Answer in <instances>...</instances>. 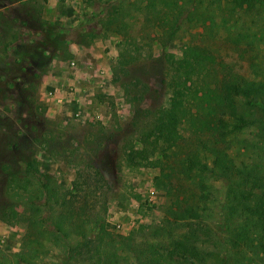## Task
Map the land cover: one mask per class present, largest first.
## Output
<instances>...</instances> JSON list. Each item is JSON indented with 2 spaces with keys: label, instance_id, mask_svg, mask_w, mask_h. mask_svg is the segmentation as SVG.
<instances>
[{
  "label": "rangeland",
  "instance_id": "1",
  "mask_svg": "<svg viewBox=\"0 0 264 264\" xmlns=\"http://www.w3.org/2000/svg\"><path fill=\"white\" fill-rule=\"evenodd\" d=\"M65 17L76 24L63 25ZM23 24L27 38L20 31ZM97 37L102 42L94 54L108 52L110 70L101 78L106 87L94 84L90 74L84 77L89 85L77 108L80 119L73 117L71 105L39 95L36 73L27 85L34 71L55 70V57L62 63L71 59V42L88 46ZM192 46L217 61L198 78L200 87L226 77L242 78L246 87L264 80L252 66L264 68V0H180L178 5L170 0H0L2 264L13 263L25 250L35 254L31 264H146V256L158 264H180L167 241L169 235L182 239L191 229L203 264H264V254L232 242L242 224L227 206L229 189L237 190V184L212 169L185 172L183 160L190 152L213 168V158L197 144L215 137L184 121L170 149L145 139L156 111L168 105L172 61ZM262 144L263 124L235 134L228 150L235 168L257 163L254 145ZM131 146L152 150L148 160H163L161 168L131 161ZM28 162L49 177L50 197L27 171ZM199 180L212 190L206 213L200 220L176 222V212L197 201ZM59 214L65 217L63 229ZM119 237L128 239L120 244ZM99 241L105 244L101 249Z\"/></svg>",
  "mask_w": 264,
  "mask_h": 264
},
{
  "label": "trees",
  "instance_id": "2",
  "mask_svg": "<svg viewBox=\"0 0 264 264\" xmlns=\"http://www.w3.org/2000/svg\"><path fill=\"white\" fill-rule=\"evenodd\" d=\"M170 1L178 5L180 0ZM243 3L240 4L241 7ZM73 42L80 43L76 40ZM216 64L217 61L212 54L197 46L187 47L180 59L172 61L173 74L168 84L171 91L168 105L156 111L145 139L152 137L156 145H160L165 150L170 149L180 139L179 128L184 121L200 124L202 129L215 137L212 142L201 139L197 144L199 151L213 158V168H208L201 163L199 153L190 152L183 160L185 172L188 174L194 170L212 169L213 175L221 179H229L230 182L237 184V190L229 189L231 193L229 192L228 195L230 200L227 206L230 212L238 215L242 224L233 231L232 242L234 245L252 246L254 252L264 254V145H254L258 151L257 159L259 160L251 166L243 165L242 168H235L228 154L235 134L254 125H264V80H258L246 87L242 78L226 77L213 87L210 84L200 87L198 78ZM252 66L254 75L257 77L264 75V68L256 63ZM222 141H224L223 145L220 144ZM238 142L240 145L245 143L243 139ZM152 153L153 151H148L147 148L131 146L127 157L131 161L133 159L147 160L153 167L161 168L163 160L156 158L148 160ZM164 155L166 152L163 153ZM27 166V171H31L36 176L41 192L47 193L50 197L49 192L52 193L53 189H50L49 177L37 168L35 162H28ZM197 187L200 190L197 201L176 212L174 218L176 222L186 219L200 220L202 214L206 213L207 204L212 195L211 187L202 180L197 182ZM60 217L57 225L63 229L65 217ZM100 229L102 231L103 227ZM192 230L181 236L182 239L169 235L167 247H169L170 255L178 256L182 260L180 264L204 263ZM124 239L128 238L119 237L118 243L123 244ZM78 245L88 248V244L79 242ZM104 246L105 244L99 241L97 249ZM34 255L33 253L28 255L25 250L14 255L13 263L6 261L5 264H31ZM146 257V264L160 263L155 258L152 260L150 256Z\"/></svg>",
  "mask_w": 264,
  "mask_h": 264
},
{
  "label": "crops",
  "instance_id": "3",
  "mask_svg": "<svg viewBox=\"0 0 264 264\" xmlns=\"http://www.w3.org/2000/svg\"><path fill=\"white\" fill-rule=\"evenodd\" d=\"M68 20L65 17L61 20V23L65 26L76 24V21L72 22ZM27 24H23L20 27L21 32H27V34L23 35L25 38L28 37ZM100 38L101 37L95 38L94 41L91 42L88 46H83L79 43L71 42L68 50L71 59H68L67 61L62 63L57 57H55L52 62L54 63L53 68H55V70H52V67H50L51 71H34V74L31 75V78L27 79V85H29V83L33 81L32 78L35 77L36 73L38 76H36V78L39 81V95L46 96V101L52 99V101L56 102L58 105H71L74 117V113L79 112L77 111V108L81 107L83 96H86L88 93L87 87H84L89 85L87 83V80L84 79L85 76L90 74L95 82L94 84H97V86L106 87V85L104 84V80H102L101 78L107 75V71L110 70V54L108 52H103L102 54H100V56H95L94 49L102 42L97 41L96 39ZM16 42L17 40L14 41V43ZM26 45L29 44L27 43ZM17 48H19V46ZM62 65L65 67L64 70L62 69ZM59 69L61 71H58ZM53 71H55V73L51 74ZM95 77L98 79L95 80ZM49 80H51V82ZM81 116L82 112L80 111L79 117L76 119H80Z\"/></svg>",
  "mask_w": 264,
  "mask_h": 264
},
{
  "label": "built area",
  "instance_id": "4",
  "mask_svg": "<svg viewBox=\"0 0 264 264\" xmlns=\"http://www.w3.org/2000/svg\"><path fill=\"white\" fill-rule=\"evenodd\" d=\"M74 117H75V118H78V117H79V112H75V113H74ZM150 193H153V191H150Z\"/></svg>",
  "mask_w": 264,
  "mask_h": 264
}]
</instances>
